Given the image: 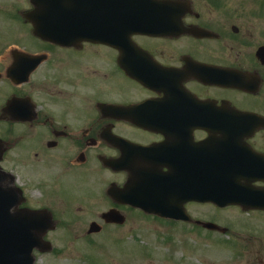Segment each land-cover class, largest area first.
Masks as SVG:
<instances>
[{
	"label": "flooded vegetation",
	"instance_id": "obj_1",
	"mask_svg": "<svg viewBox=\"0 0 264 264\" xmlns=\"http://www.w3.org/2000/svg\"><path fill=\"white\" fill-rule=\"evenodd\" d=\"M158 1L128 5L136 12L123 11L122 21L141 27L101 41L0 42V165L8 173L0 189L15 226L35 232L38 221L27 218L48 210L51 239L76 230L67 220L83 206L96 217L147 213L122 202L123 193L170 214L186 211L188 219L151 214L182 232H218L201 221L225 211L264 217V207L238 199L216 205L224 184L238 197L263 191L253 197L264 200V0ZM29 136L40 144L29 162L47 163L43 171L27 164ZM75 169L96 172L94 201L105 199L103 210L61 195L62 176ZM41 254L35 247L34 258Z\"/></svg>",
	"mask_w": 264,
	"mask_h": 264
},
{
	"label": "rangeland",
	"instance_id": "obj_2",
	"mask_svg": "<svg viewBox=\"0 0 264 264\" xmlns=\"http://www.w3.org/2000/svg\"><path fill=\"white\" fill-rule=\"evenodd\" d=\"M16 6H29V0H0ZM2 18H0L1 20ZM10 20L11 17H6ZM29 34L26 28L15 22H0V37L8 41H20ZM3 40L1 39L0 42ZM6 99L0 100V105ZM33 144L32 156L27 159L30 168L43 171L47 163L33 159L39 152L37 139L29 136ZM27 149L22 152L25 154ZM26 155V154H25ZM27 156V155H26ZM30 170V169H28ZM72 176H62L61 195L69 202H88L91 207L103 210L107 205L100 196V182L96 172L75 169ZM78 219H69V226L76 228L71 232L57 230L51 234L54 249L37 257L36 264H264V217H235L225 211L220 219L234 224L233 230L226 233H206L184 229L164 230L154 218L145 217L137 210L127 212L123 224L104 226L102 231L91 235L84 227L91 219L101 224L100 217L89 216L88 208L83 206Z\"/></svg>",
	"mask_w": 264,
	"mask_h": 264
},
{
	"label": "water",
	"instance_id": "obj_3",
	"mask_svg": "<svg viewBox=\"0 0 264 264\" xmlns=\"http://www.w3.org/2000/svg\"><path fill=\"white\" fill-rule=\"evenodd\" d=\"M36 8L28 15V17L36 24L35 33L39 34L42 37H51L53 35L60 34H70L71 29L77 25H84L85 30L91 33L92 36H100L101 30L105 26V22L101 23V17L104 14L105 9H99L94 7L95 4L105 2V0H32ZM88 2L89 7L91 8V13L93 14L92 18L87 19L85 15L77 16L72 14L76 11L79 13H85V6ZM127 2V0H122V3ZM72 22V23H71ZM84 30V31H85ZM65 32V33H64ZM4 177L3 171L0 170V179ZM138 186L136 183H133L130 187V190L134 186ZM136 197L133 199H124V202H130L137 204L135 202ZM147 210L151 211V206H144ZM108 221H124V216L117 214V212H107L104 214ZM47 221V220H46ZM50 224L46 226H39L36 228V231L33 232L38 238L39 242L36 245H40L42 241V233L47 230ZM100 227L96 222H93L89 232L98 230ZM6 237V234L4 233ZM7 246V242H4V246ZM44 250L50 249L43 248ZM1 250V249H0ZM33 258V257H32ZM34 260V258H33ZM1 264V263H0Z\"/></svg>",
	"mask_w": 264,
	"mask_h": 264
}]
</instances>
